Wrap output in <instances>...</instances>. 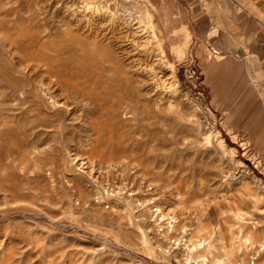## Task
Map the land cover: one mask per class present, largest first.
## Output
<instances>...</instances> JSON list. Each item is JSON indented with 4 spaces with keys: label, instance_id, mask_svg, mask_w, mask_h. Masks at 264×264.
Here are the masks:
<instances>
[{
    "label": "rangeland",
    "instance_id": "374dc122",
    "mask_svg": "<svg viewBox=\"0 0 264 264\" xmlns=\"http://www.w3.org/2000/svg\"><path fill=\"white\" fill-rule=\"evenodd\" d=\"M91 4L120 32L151 24L177 85L126 65L152 44L120 57L75 23ZM190 21L180 0H0V264H202L237 232L264 242V158L209 106Z\"/></svg>",
    "mask_w": 264,
    "mask_h": 264
},
{
    "label": "crops",
    "instance_id": "0c3cea01",
    "mask_svg": "<svg viewBox=\"0 0 264 264\" xmlns=\"http://www.w3.org/2000/svg\"><path fill=\"white\" fill-rule=\"evenodd\" d=\"M209 106L264 158V0H180Z\"/></svg>",
    "mask_w": 264,
    "mask_h": 264
},
{
    "label": "bare ground",
    "instance_id": "6f19581e",
    "mask_svg": "<svg viewBox=\"0 0 264 264\" xmlns=\"http://www.w3.org/2000/svg\"><path fill=\"white\" fill-rule=\"evenodd\" d=\"M93 4H96V3H93ZM93 4H91L92 6H88L89 4L87 5V8H89V7L92 8V11H90L92 13L89 15L90 17L88 16V17H83V19H78L76 16V17H74L75 23L79 24V26L82 29H84L85 31H87L89 34L97 35L100 38V40H103L114 51H117L119 53V55L117 53L116 54L120 57L125 58L126 56L129 55V52H130L129 50H128L129 51L128 52L127 49L121 48L122 43H124L125 41H128V43L130 44L129 47L139 48V49H142V51H143V49L147 51V49H149L150 45L152 44L153 47H152V49H150L151 52H149V54H145V52H144L145 55L144 54L139 55L138 57H136V59H134L135 56L133 53L132 55L134 57L126 58V60L128 59V61H129V62L127 61L129 64H126V65H128V67H130L131 69L133 67H135L136 65L137 66L139 65L138 67H140V68H141V66L144 67L148 71V74L146 73L148 75V77H150L152 80H154L156 83H158L159 86L162 85V87H165V88H170V87L172 88L173 85H177L178 81H177V78L175 76V70H174L173 66L171 65V63H169L166 60V56L164 54V51L161 47L160 42L157 40H155V41L153 40L154 39L153 33L151 32V29H150L151 24L146 23L143 25H139L137 27V30H133V28H131L130 26H127L126 27L127 29L124 32H122V31L120 32V30L118 28L120 25L118 24V21H117L115 14L108 12L107 9L103 8L100 4H97L94 6H93ZM65 10H67V9H65ZM68 12L70 15H72V16L74 15V13H73L74 11H72L69 8H68ZM69 18H70V16H69ZM71 18L73 19V17H71ZM119 23H122V22H119ZM122 26L123 25H121V27ZM146 29L150 30L149 35H147V36L144 35V33L147 32ZM105 30L108 32V34L107 33L102 34V32ZM29 66H27V67H29ZM123 66H125V65H123ZM140 68H139V71H140ZM25 69H27V68H25ZM27 70H29V69H27ZM27 72H30V71H27ZM136 73H137V71H136ZM143 83H144V85L146 84L145 82H143ZM39 84H40L39 86L44 85L41 80H40ZM45 93L52 100V103H51L52 106H56V107H60V108L62 107V109H64L68 115H69V113H71L70 111H71L72 107H70V105L68 104V102H67L68 100L66 101L60 94H57L54 91L48 90ZM73 104L75 107L76 103H73ZM81 104H83V103H81ZM83 105L85 106V104H83ZM71 115H72V113H71ZM191 115L189 118L192 117ZM193 118H195V117H193ZM190 122L193 123L191 121V119H190ZM211 130L209 131V133L211 132ZM204 139H207V138H204ZM254 199H255L254 202L257 203L258 199H256V198H254ZM197 213H198L197 215H201L199 212H197ZM229 214L232 215L235 219H237L239 221L245 220L244 217L235 216V214H233L231 211H229ZM161 215H162V213H161ZM239 215H249V214L242 212V214L240 213ZM165 216H167V215H165ZM184 216H185V214H184ZM173 218H174V215H173ZM180 219H181V216H180ZM171 220H173V219H171ZM175 223L176 222H170L169 223L171 228L173 227V224H175ZM180 223H181V221H180ZM173 231H175V230H173ZM182 235H184V234H182ZM253 236H255V235H253ZM242 238L243 237L241 236V234L239 232L235 233V236L233 239L234 242L228 248H226V250L219 251L220 253L217 255L212 254V257H211L212 260L211 261L206 260L204 255L201 254L199 257L204 258V260L201 263L202 264H260L259 259L262 258L264 260V256L262 255V253H264V244H263L264 242L261 244L260 241H254L253 237H252V239L251 238L248 239V237H247V239H245V238L244 239H245V241H250L249 246H251V247L249 248L245 245H244L245 247H243V245L240 243ZM251 240H252V242H251ZM259 242H260L259 246L255 247L254 245L256 243H259ZM207 243H209V242H207L206 238H201L199 240H196L193 245H196L195 250L202 248L205 252L211 253V250L213 249L212 245L211 244L207 245ZM191 245H192V243H191ZM253 251H256V254H253ZM237 261H239V262H237Z\"/></svg>",
    "mask_w": 264,
    "mask_h": 264
}]
</instances>
